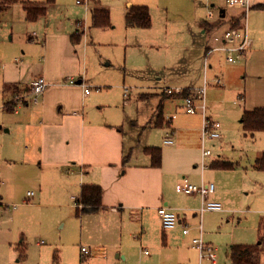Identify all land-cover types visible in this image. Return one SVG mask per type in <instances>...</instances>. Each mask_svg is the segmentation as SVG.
I'll return each mask as SVG.
<instances>
[{"label":"rangeland","instance_id":"obj_1","mask_svg":"<svg viewBox=\"0 0 264 264\" xmlns=\"http://www.w3.org/2000/svg\"><path fill=\"white\" fill-rule=\"evenodd\" d=\"M78 1L57 0V7L41 20L39 27L40 33L73 34L75 28L78 30L80 43L76 50L86 64L80 77L73 80L74 84L67 82L76 87L75 95L81 105L84 103L82 85L75 83L81 78L90 89L83 104L87 106L86 116L91 122L99 121L113 126L114 131H121L129 146L137 147L143 141L166 151L164 139L173 134L175 142L176 128L186 123L184 115L189 117L181 99L172 96L163 101L161 93L166 88H177L168 79L174 80L186 72L190 74L198 67L194 44L222 45L231 29V18L238 17L242 9L226 0H88L81 5ZM92 1L110 10L112 29L91 27ZM129 1L149 8V29L126 28L124 15ZM222 9L227 11V18L223 20L219 14ZM209 11L213 12V17L208 16ZM250 13L248 24L252 28ZM220 21L223 23L218 25ZM79 23L84 27L80 28ZM204 23H214L216 27L203 33ZM263 29L264 22L259 23L258 42H264ZM217 37L220 42L215 41ZM39 40L41 42L40 34ZM261 46L264 47V43ZM58 52L55 48L57 56ZM204 62L203 58L202 68ZM209 64H213V68L204 75L209 86L208 93L205 92L207 117L221 124V134L218 139L200 143L203 150L212 153L208 160L221 158L236 167L217 172L218 181L227 190L221 193L223 212L204 215L203 240L216 249L217 264H232L229 259L232 246L264 242V172L254 169L256 157L264 152V133L247 135L242 125L244 112L263 104L258 96L263 93V87L257 68L247 69L244 60L229 64L225 54L215 52ZM218 67L228 68L225 71L229 73L236 69L237 74L233 80L223 81ZM218 80L222 81L221 86ZM244 93L245 102L240 97ZM62 95L68 96L67 93ZM161 101L165 120L171 122V118H175L171 127H153ZM6 110L0 95V264H80L82 248L94 250L91 245L106 243L100 229L108 221L98 215L77 214L73 198L79 194L80 181L73 175L75 171L65 166L56 169L42 165L34 152L25 154L20 148L21 137L12 126L16 116ZM195 117L202 120V141L204 119L200 114ZM8 125L13 130L9 134L6 133ZM68 170L72 175L59 176L61 172L69 173ZM213 184L218 190V185ZM28 193H34V198L29 199ZM134 225L132 229L133 224L125 223L123 233L125 250L132 254L131 264H201L200 252L177 230L169 243L163 240L161 231L155 237L144 238L143 226L136 222ZM118 238L119 233L116 243H119ZM142 238L147 241L143 250L140 248ZM134 243L139 244L134 247ZM107 247L112 263H116L119 252L112 245ZM259 248L262 249L261 264H264V246ZM203 264L211 263L205 260Z\"/></svg>","mask_w":264,"mask_h":264},{"label":"crops","instance_id":"obj_2","mask_svg":"<svg viewBox=\"0 0 264 264\" xmlns=\"http://www.w3.org/2000/svg\"><path fill=\"white\" fill-rule=\"evenodd\" d=\"M250 2L249 13L252 11L250 13L252 28L248 24L249 13L246 16L241 7L239 8L242 9V13L238 14V17L231 18L229 23L230 31L239 30L247 34L248 51L242 53L223 51L222 48L225 46L235 47L239 44V42L232 45L227 44L225 38L220 46L213 47L208 43L194 44L193 48L198 52V67H195V70L190 74L186 72L184 75L176 76L174 80L168 79V82L175 84L173 87L193 91L206 89L205 92L208 93L209 86L207 87L204 75L206 76L208 70L213 68V64H209V59L213 53L222 52L229 64H235L236 60L238 62L244 60L247 69L257 68V75H260L259 80L263 87V93L258 95L263 104L258 107L264 109V47L261 46L264 42H258V32H260L258 24L264 22V0H250ZM92 5V9H89L91 27L100 29L93 27L92 11L99 8L108 10L110 19L111 12L100 2L92 1ZM133 6L139 5H134L131 1L126 3L124 19L128 9ZM56 7L57 0H54L53 3H49L48 0H0V95L6 111L14 113L16 116L12 126L16 128L17 135L21 137L19 138L20 148L25 151V154L34 152L35 157L41 161L42 165L56 169L65 166L75 171L73 175L78 176L80 188L78 196L73 198L74 201L80 197L84 185L100 186L103 190L102 208L99 211L86 212L83 215H98L101 219L108 221V224L100 229L107 244L91 245L97 250L82 248L90 251V254L81 255L80 264H98V262H103V264H131L132 254L127 252L124 247L125 223L133 224L130 227L132 229L135 222L140 223L143 226L144 238L149 235L155 237L157 232L161 231L163 240L169 243L175 237L176 230L188 238L189 244H192V240L201 235L202 238L205 237L204 215L206 213L201 217L199 208V202L202 206L201 197L187 196L177 191L178 185L184 179L198 187L215 182L218 185V190L215 185L216 191L209 197L212 202L220 203L223 198L221 193L227 191L226 186L218 181L217 172L222 170L212 167L213 163L223 162L224 159L213 158L208 160L212 156L203 158V146H201L203 142V140L201 141L202 120L199 121L195 115H193L194 118L190 117L191 115L189 117L184 115L186 123L176 128L178 133L175 142L172 137L173 134L164 139L166 151L143 141L137 147L129 146L121 131H114L113 126L101 124L99 121L91 122L90 118L86 116L87 106L83 107L88 96L84 89L85 83L81 78L75 83L76 86L82 85L81 93H83L84 103L81 105V100L79 101V97L75 95L76 87L70 85L74 83L69 84L67 82V80L71 82V79L80 77L81 69L86 64L81 53L76 50L80 43L78 30L75 28L73 34L65 31L58 34L45 31L40 33L41 20ZM39 9H45L44 14L35 19H30L29 12ZM224 15L222 18L220 14L221 20L227 18L225 9ZM221 23L223 21H220L218 25ZM204 24L203 33L213 31L216 27L214 23ZM112 28L113 25L106 30ZM126 28L147 30L128 28L127 26ZM220 40L218 37L215 38L216 42H220ZM55 48L59 51L58 56L55 53ZM230 57L235 62H229ZM203 58L205 61L204 68H202ZM225 69L221 70V67H218L223 81L233 80L237 74L236 69L234 74L225 71ZM38 79H44L47 83V88L40 102L38 104L19 105L18 108L16 98L29 95L32 83ZM218 85L221 86L222 81ZM203 86L205 87L203 88ZM167 89L171 88H166L161 93L163 101L172 98V96L166 95ZM63 93H67L68 96L63 97ZM240 97L245 102V93L244 95L241 94ZM177 98L182 100L181 97L177 96ZM163 101L159 106L158 116L160 113L163 115ZM249 111H252V108ZM197 114H200V118L203 117L200 111ZM207 114L206 111V117ZM207 118L213 120L209 116ZM163 119L164 125L167 127L174 125L173 120L175 118L172 117L171 122H167L163 115ZM12 126L8 125L9 128L6 133L13 132ZM170 139L173 142L172 145H166L165 141ZM147 148L162 150V162L159 168L152 166V158L145 152ZM259 158L257 156L255 159V170H257L256 162ZM68 172H61L59 176L72 175L70 174L71 171L68 170ZM28 194L29 199L35 196L34 193L33 196ZM163 207L175 213L179 219L178 226L173 230L164 231L162 228L158 210ZM77 214L82 215L78 209ZM185 226L189 229L188 235L183 234ZM166 232L170 233L167 234ZM118 233L119 243H116L115 237ZM144 238L141 241L140 248L142 250L145 242H147ZM138 244L134 243L133 246L136 247ZM207 244L214 248L211 243ZM107 245H112L113 249L119 252L117 261L115 260L116 263H112ZM253 246L263 247L264 242L261 241L258 245ZM232 247L229 251V259L234 264L230 257ZM261 250L259 248V253L253 264H261Z\"/></svg>","mask_w":264,"mask_h":264},{"label":"built area","instance_id":"obj_3","mask_svg":"<svg viewBox=\"0 0 264 264\" xmlns=\"http://www.w3.org/2000/svg\"><path fill=\"white\" fill-rule=\"evenodd\" d=\"M230 5L239 6L244 10L245 15L247 16L250 9H251V2L250 0H227ZM88 3V0H79L78 4ZM209 17L213 16V12L209 11ZM78 26L80 28L84 27V24L79 23ZM235 42H239V44L235 47L233 46H225L222 48L223 51L229 53L235 52H246L249 48V41L247 34L242 33L239 30H231L228 31L225 35V43L227 44H234ZM229 62H235L233 58L228 59ZM206 67H207V59H206ZM73 83V79L71 82ZM220 84V81H217ZM47 88V83L44 79H38L34 81L31 85L30 94L27 96L17 97L16 98V105H29L38 104L40 99L45 93ZM85 93L87 95L90 94V89L88 87H84ZM205 90L202 91H189V95L184 97V93L186 90L183 89H167L165 91L166 95L168 96H179L182 98L183 107L188 115H196L198 111H201L204 117V124H203V131H202V140L203 143L207 140H214L220 138V129L221 124L218 122H214L206 117V100H205ZM17 108V107H16ZM172 140L165 141L166 145H172ZM212 156L210 151L203 150V158ZM177 191L179 193H183L187 196H200L202 199V206L200 209V215L203 217L205 213L208 212H222L223 206L220 203L212 202L209 200V197L213 195L216 191V187L213 183L203 184L200 187L189 183L187 179L178 185ZM29 196H33V193H29ZM158 215L161 220L162 228L164 231H169L175 229L179 224V219L175 213L170 211L168 208L163 207L158 210ZM202 232V226H201ZM189 229L187 226L184 227L183 234L188 235ZM192 245L200 252V260L201 264L205 260L209 261L211 264H217V255L216 250L208 245L202 238V235L198 238L192 240ZM90 254V251L87 249H82V256H87ZM148 254V252H146Z\"/></svg>","mask_w":264,"mask_h":264},{"label":"trees","instance_id":"obj_4","mask_svg":"<svg viewBox=\"0 0 264 264\" xmlns=\"http://www.w3.org/2000/svg\"><path fill=\"white\" fill-rule=\"evenodd\" d=\"M53 3L54 0H48ZM45 9L38 11H30L29 18L35 19L44 14ZM93 27L107 29L112 26L110 14L105 9H95L92 11ZM126 26L128 28L149 29L151 27V15L148 7L133 6L126 13ZM190 93L188 90L184 93V97ZM177 97V96H176ZM179 97V96H178ZM164 119L162 113L159 114L155 128H162ZM242 125L247 135L256 133H264V109L257 108L252 111H245L242 117ZM145 152L152 158V166L159 168L162 162V150L159 148H147ZM214 169L234 170L236 165L230 162L213 163ZM256 169L264 172V153L256 162ZM103 190L100 186L84 185L81 190L80 197L76 200V208L82 214L86 212H96L102 208ZM259 253L258 246L238 245L231 249L230 257L234 264H253L257 254Z\"/></svg>","mask_w":264,"mask_h":264},{"label":"water","instance_id":"obj_5","mask_svg":"<svg viewBox=\"0 0 264 264\" xmlns=\"http://www.w3.org/2000/svg\"><path fill=\"white\" fill-rule=\"evenodd\" d=\"M220 14H221V17L224 18V16H225V15H224V10H221V11H220Z\"/></svg>","mask_w":264,"mask_h":264}]
</instances>
